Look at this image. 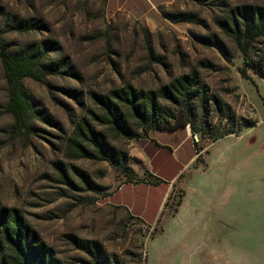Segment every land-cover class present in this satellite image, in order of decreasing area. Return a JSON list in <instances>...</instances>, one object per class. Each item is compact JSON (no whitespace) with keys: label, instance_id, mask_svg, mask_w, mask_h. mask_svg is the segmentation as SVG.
I'll return each instance as SVG.
<instances>
[{"label":"rangeland","instance_id":"obj_1","mask_svg":"<svg viewBox=\"0 0 264 264\" xmlns=\"http://www.w3.org/2000/svg\"><path fill=\"white\" fill-rule=\"evenodd\" d=\"M246 4L264 5V0H0V44L19 51L29 44L55 41L46 61L66 59L68 72L47 76L43 83L22 80L35 113L29 128L17 132L0 64V210L21 215L60 264H92L70 238L97 242L112 264H144L147 256L148 264H158L170 258L181 242L208 243L223 237L238 241L237 232L226 230L218 214L230 163L237 162L243 146L247 155L252 152L254 133L246 130L264 115V78L246 68L250 80L242 79L241 53L226 41L233 54L226 62L209 37H221L214 20L224 18L231 7ZM179 15L190 21L169 20ZM31 18L42 20L46 29L9 30L18 19ZM263 47L261 38L254 54ZM192 70L211 94L229 105L234 118L160 101L174 116L168 124L182 125L192 133L188 123L194 126L197 142L193 135L191 141L200 156L170 192L158 221L147 225L112 205L109 195L131 178L133 170L147 167L167 173L169 153L156 152L145 141L116 137L93 122L92 113L99 114V109L89 93L105 95L125 86L156 90ZM81 119L90 120L113 146L129 155L131 151L126 173L104 161L66 157L67 140ZM152 131L139 133L145 138ZM209 132L227 137L209 146ZM239 133L241 138H234ZM164 136L172 138V146H179L183 162L190 158L185 131ZM134 155L147 156L153 163L143 165ZM57 165L66 170L71 184L60 181ZM254 184L253 179L246 181L247 188ZM209 194L216 197L209 199ZM199 252L205 259V248Z\"/></svg>","mask_w":264,"mask_h":264},{"label":"trees","instance_id":"obj_2","mask_svg":"<svg viewBox=\"0 0 264 264\" xmlns=\"http://www.w3.org/2000/svg\"><path fill=\"white\" fill-rule=\"evenodd\" d=\"M172 22H189L183 15L169 17ZM220 33L209 37V43L219 52L226 62L233 54L226 41L233 45L242 55L243 67L238 70L242 79L250 80L246 68L264 78V47L259 55L254 54L253 47L264 38V5H239L231 7L224 18L214 20ZM9 30L19 33L41 31L46 29L40 19H18L9 24ZM56 42L44 40L38 44H29L19 51L8 50L0 44V64L8 88V109L13 117L14 129L17 132L29 128V120L34 115L32 104L26 95L22 80L31 79L43 83L47 76L67 75L66 59L47 62L48 54L55 49ZM99 109V114L92 113L93 122L97 121L106 127L112 135L127 139H139V130L174 132L184 126H171L167 120L174 118L170 110L160 101L173 106H185L188 111L198 109L203 114H219L234 118L228 104L217 95L211 94L201 82L199 74L192 70L178 76L168 84L156 90L141 91L131 86L110 91L105 95L89 93ZM192 135L194 126L189 122ZM212 142L226 134L210 133ZM196 150V148H195ZM197 152V151H196ZM198 153V152H197ZM66 157L69 159H87L104 161L115 169L126 173V163L130 161L126 150L113 146L107 135L95 128L90 120L81 119L74 128L73 134L66 143ZM61 182L71 184L66 170L57 165ZM82 178L84 175L79 173ZM132 181L134 173L131 171ZM86 180V179H85ZM156 182H162L156 180ZM89 187L94 188L87 181ZM137 183V181H135ZM73 246L84 252L92 264H112V259L95 241H82L70 238ZM116 262V261H114ZM0 264H60L51 248L40 239L21 215L15 210H0Z\"/></svg>","mask_w":264,"mask_h":264},{"label":"crops","instance_id":"obj_3","mask_svg":"<svg viewBox=\"0 0 264 264\" xmlns=\"http://www.w3.org/2000/svg\"><path fill=\"white\" fill-rule=\"evenodd\" d=\"M255 120L257 122L255 126L246 130L254 133V139L250 141L253 148L249 146V151L252 152L247 155L243 146L238 150L237 162L230 163L226 172L228 174L224 184L225 189L222 192V212L218 214L225 229L236 231L239 240L233 241L226 238L225 240L223 237L221 241L208 243H176L177 251L158 264H264V115ZM179 131L186 132V141L190 143L192 149L190 158L185 162H183L179 146H172V138L164 136L165 133L174 135ZM242 135L239 133L234 138L240 139ZM191 136V131L183 127L174 132L153 130L147 137L137 139V141H145V146H151L156 152L169 153L170 159L164 166L167 173L157 172L156 169L147 167L142 172L133 170L132 181L122 182L110 193L111 204L124 208L130 215L142 219L147 225H154L162 215L164 203L170 192L174 187H179V182L185 173L190 168H194L200 156V152L197 153L195 150ZM131 155L130 151L129 158H132ZM135 157L143 165L152 161L147 159V156ZM248 179L255 181L253 187L247 188ZM156 180L162 182L159 183ZM210 195L209 199L216 197L215 194ZM203 248L206 250V260L199 252ZM144 264H148V256Z\"/></svg>","mask_w":264,"mask_h":264},{"label":"built area","instance_id":"obj_4","mask_svg":"<svg viewBox=\"0 0 264 264\" xmlns=\"http://www.w3.org/2000/svg\"><path fill=\"white\" fill-rule=\"evenodd\" d=\"M193 138H194L195 142H197V137H196V135H193Z\"/></svg>","mask_w":264,"mask_h":264}]
</instances>
